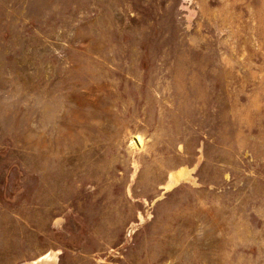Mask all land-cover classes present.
<instances>
[{
    "label": "rangeland",
    "instance_id": "1",
    "mask_svg": "<svg viewBox=\"0 0 264 264\" xmlns=\"http://www.w3.org/2000/svg\"><path fill=\"white\" fill-rule=\"evenodd\" d=\"M0 264H264V0H0Z\"/></svg>",
    "mask_w": 264,
    "mask_h": 264
},
{
    "label": "bare ground",
    "instance_id": "2",
    "mask_svg": "<svg viewBox=\"0 0 264 264\" xmlns=\"http://www.w3.org/2000/svg\"><path fill=\"white\" fill-rule=\"evenodd\" d=\"M47 254H45V255H43V256H41V257H39L37 260H39L40 258H43L44 256H46Z\"/></svg>",
    "mask_w": 264,
    "mask_h": 264
}]
</instances>
